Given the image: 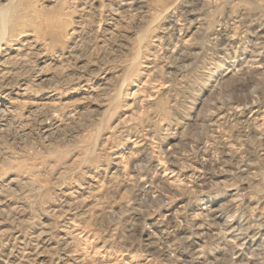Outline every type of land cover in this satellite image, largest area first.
Listing matches in <instances>:
<instances>
[{
	"label": "rangeland",
	"instance_id": "rangeland-1",
	"mask_svg": "<svg viewBox=\"0 0 264 264\" xmlns=\"http://www.w3.org/2000/svg\"><path fill=\"white\" fill-rule=\"evenodd\" d=\"M0 47V264H264V0H0Z\"/></svg>",
	"mask_w": 264,
	"mask_h": 264
},
{
	"label": "bare ground",
	"instance_id": "bare-ground-1",
	"mask_svg": "<svg viewBox=\"0 0 264 264\" xmlns=\"http://www.w3.org/2000/svg\"><path fill=\"white\" fill-rule=\"evenodd\" d=\"M14 2V1H13ZM10 3L9 5H7L5 8H3V10H2V13H1V16H2V20H3V23H7V19H8V17H9V14H11V13H9V8H11V6H13V4L14 3ZM12 9V8H11ZM66 24V21H63L62 22V25H65ZM7 25V24H6ZM5 27V26H4ZM4 29V28H3ZM2 30V29H1ZM2 33H3V31H2ZM3 35V34H2ZM30 36V35H29ZM4 38V37H3ZM10 39V38H9ZM1 48V47H0Z\"/></svg>",
	"mask_w": 264,
	"mask_h": 264
}]
</instances>
